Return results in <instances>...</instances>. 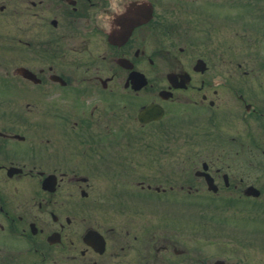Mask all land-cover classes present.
<instances>
[{"label":"flooded vegetation","instance_id":"obj_1","mask_svg":"<svg viewBox=\"0 0 264 264\" xmlns=\"http://www.w3.org/2000/svg\"><path fill=\"white\" fill-rule=\"evenodd\" d=\"M254 23L264 0H0V264H258L264 159L226 139L264 119L261 73L231 79L264 71Z\"/></svg>","mask_w":264,"mask_h":264},{"label":"rangeland","instance_id":"obj_2","mask_svg":"<svg viewBox=\"0 0 264 264\" xmlns=\"http://www.w3.org/2000/svg\"><path fill=\"white\" fill-rule=\"evenodd\" d=\"M246 24H248V23H243V24L241 23V25H240L241 28L243 29L244 26H248ZM254 24H255V27H256L257 31H260L262 29L263 25H264V24L263 25L262 24L259 25L258 23H254ZM250 26H251V23L249 22V27ZM242 31L248 33L241 39L242 48L246 50V51L242 50V55H241L242 64H243L242 68H247V67H249V65L251 67L252 58L254 57L253 54H252L253 51L251 50V45H253L252 44L253 39L252 38H248V37H251L250 36V32H248L245 29H243ZM242 35H243V33H242ZM228 73H226V74H228ZM257 73L258 74L261 73V75H259L260 78H261L260 80H264V71L256 72V71H252V70L251 71H247L245 73L244 72H240V70L237 71V72H233L232 73L233 76L231 77V79H234V77H235V79L239 78L241 80H253V78H254L253 75H255ZM241 76H242V78H241ZM17 84H21V83H17ZM259 90H261V88H259L258 91ZM222 102L224 103L225 100L222 99ZM229 102L230 103H234V100L231 99V100H229ZM20 105H23V104H21L20 102H17V105L13 108V114L12 115L17 114L19 112V110L22 108ZM256 105L261 106L262 103L260 101H257ZM1 109L5 113H7L9 111L7 104H5V106H3V108L1 107ZM16 111H17V113H16ZM241 111L243 113L242 115H244L243 109H241ZM19 115L20 114H18L17 117ZM249 115L250 114H248L247 117ZM12 120H14V119H12ZM246 120H247V122L244 121V118L242 117L241 123L236 122V123H238L237 124V128L240 127V132L233 131V129H229L227 127V129L229 130L230 134H227V136H226L227 137L226 139H230V137L233 134H235L234 135L235 137H237V136L239 137L238 140L242 143V146H243L244 149L241 150L240 155L237 158H242V159L245 158L244 154H245V150H246L245 149V145L246 144L255 145L257 152H259L261 149L264 150V131L258 129V128H264V119L262 120L263 122H261L260 120L257 121V122H254L253 120H250L249 117L246 118ZM249 120H250V122H249ZM250 125H251L252 129H257V131H255V130L254 131H246L247 128H251ZM37 127L38 126L36 124H34V126H29V131H39V130H37ZM18 128H22V126H18ZM190 133H193V138L196 139V140H193V141L191 140V141H188V142L202 144L205 141L204 137H202L203 131H190ZM210 134L211 135L216 134L218 136V131H211ZM209 142L211 144H217L219 141L218 140H214L211 137ZM227 142L228 141H226V143ZM227 145H229V144H227ZM236 148H238V147H236ZM212 150H213V147H212ZM255 208L253 207L254 211H258V212L264 213V205H258L257 206L258 210H256ZM255 217L257 218L256 219L257 220L256 223L259 224V226H258V228L255 231L256 234L252 235V238H251L252 239V243H254L255 246L257 247V248H255V252L252 254V257L256 258V262H258V264H264V252L261 251V250H264V218H261L263 216H257V215H255ZM237 224L242 225V224H240V222L237 223ZM248 239H250V238H248ZM225 248L228 250L231 247H225ZM235 252H238V249H236ZM247 256L248 257L246 258V260H250L251 256L248 253H247ZM246 264H249V261L246 262Z\"/></svg>","mask_w":264,"mask_h":264}]
</instances>
